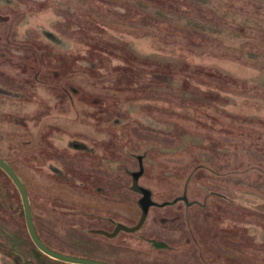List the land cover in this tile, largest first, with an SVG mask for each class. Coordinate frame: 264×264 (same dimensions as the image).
Listing matches in <instances>:
<instances>
[{"label":"rangeland","instance_id":"1","mask_svg":"<svg viewBox=\"0 0 264 264\" xmlns=\"http://www.w3.org/2000/svg\"><path fill=\"white\" fill-rule=\"evenodd\" d=\"M0 157L63 254L264 264V0H0ZM22 215L0 171V264H64Z\"/></svg>","mask_w":264,"mask_h":264},{"label":"water","instance_id":"2","mask_svg":"<svg viewBox=\"0 0 264 264\" xmlns=\"http://www.w3.org/2000/svg\"><path fill=\"white\" fill-rule=\"evenodd\" d=\"M0 170L9 178V180L12 182L14 187L19 193L22 209H23V215L25 220V226L28 233V236L34 245V247L44 256L49 258L50 260L64 263V264H111L107 262H101L97 260L92 259H86L81 258L77 256H70L66 255L60 252H57L51 248H49L39 237L35 224L33 219V213H32V207L30 198L28 195V192L25 188V185L19 175L16 173V171L12 168V166L7 163L3 158L0 157ZM139 175L134 176L133 180V186L132 188L134 191L139 192L142 194L143 200L141 202V205L147 201V199L150 198L149 194L141 189L137 188V179ZM143 213L146 215V207L143 206Z\"/></svg>","mask_w":264,"mask_h":264},{"label":"trees","instance_id":"3","mask_svg":"<svg viewBox=\"0 0 264 264\" xmlns=\"http://www.w3.org/2000/svg\"><path fill=\"white\" fill-rule=\"evenodd\" d=\"M1 171V170H0ZM2 172V171H1ZM3 173V172H2ZM4 174V173H3ZM5 175V174H4ZM6 176V175H5ZM6 178L9 180V178L6 176ZM9 182L12 184V182L9 180ZM23 216V215H22ZM34 219V218H33ZM34 224H35V221H34ZM35 227H36V224H35ZM36 230H37V233H38V235H39V237L41 238V240L49 247V248H51V249H53V250H55V251H57V252H60L61 253V251H60V249L59 248H57V247H55V246H53V245H51V244H49L43 237H42V235L40 234V232H39V230H38V228L36 227ZM27 241L29 242V244L31 245V247L35 250V251H37V253L39 254V255H41L43 258H46V259H48V260H50L49 258H47L46 256H44V255H42L35 247H34V245L32 244V242H31V240H30V238H29V236L27 235ZM157 247H160V248H162V247H164L162 244L161 245H158Z\"/></svg>","mask_w":264,"mask_h":264}]
</instances>
